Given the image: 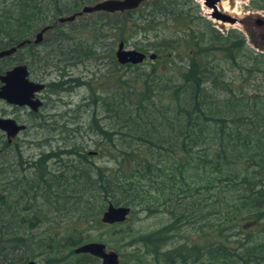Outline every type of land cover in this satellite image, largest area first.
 <instances>
[{
	"label": "trees",
	"instance_id": "obj_1",
	"mask_svg": "<svg viewBox=\"0 0 264 264\" xmlns=\"http://www.w3.org/2000/svg\"><path fill=\"white\" fill-rule=\"evenodd\" d=\"M53 1L55 17L69 9L77 11L79 1L96 0ZM185 3L192 6L194 15L187 16L182 10ZM251 4L264 9V0ZM47 5L43 0H13L1 6L0 49L25 37L30 27L43 19L40 14ZM133 10L125 11L121 22L112 21L115 31L120 27L118 41L129 37L123 26L126 20L135 21L128 26L135 34L168 20L180 23L187 19L182 34L174 35L163 26L153 39L135 45L139 51L154 53L152 60L163 56L175 65L177 59L178 69L167 75L146 72L141 84V73L116 76L121 88L93 97L88 129L97 135L99 151L114 163L113 171L93 164L85 152H75L72 147L43 153L32 162L35 176L22 187L19 197H28L31 191L34 201L35 193L41 191L54 211L71 213L87 225L93 220L102 224L98 216L107 203L125 205L131 211L138 205L149 213L163 211L169 219L165 226L128 241L142 243L154 263L264 264V94L249 97L243 91L254 73H264V52L248 47L239 31L219 33L202 16L195 0H153L138 12V18L131 16ZM199 20L204 27L190 26ZM94 22L91 30L96 33L100 25ZM116 38L114 35L109 44ZM181 43L193 50L181 54ZM217 51L221 58L214 57ZM109 60L114 67L106 71L110 76L118 72L116 66L136 68L141 64L119 65L112 56ZM220 62L236 71L233 79H226ZM74 80L77 86L83 84ZM64 83L49 82L47 86L51 92H63ZM64 154H75L77 161L65 164L61 160L66 169L61 166L55 175L50 174L44 164ZM6 188L8 185L0 186V211L7 212ZM147 202L156 207L150 208ZM31 217L30 227L41 220L37 214ZM182 226L191 228L199 238L207 233L206 241L198 243L186 237L171 244L172 233L181 232ZM20 229L13 226L4 233L0 228V264H23L35 258L46 259L41 264H96L95 257L72 251L92 238L87 231L81 234L80 227L43 237ZM17 246L21 251L13 255Z\"/></svg>",
	"mask_w": 264,
	"mask_h": 264
},
{
	"label": "rangeland",
	"instance_id": "obj_2",
	"mask_svg": "<svg viewBox=\"0 0 264 264\" xmlns=\"http://www.w3.org/2000/svg\"><path fill=\"white\" fill-rule=\"evenodd\" d=\"M13 0H0V7L8 5ZM74 0H61V2L70 3ZM97 1V0H96ZM153 0H144L136 8H134L135 14L131 16L137 17L138 12L142 11L146 4H150ZM198 3L199 11L208 22L222 35H224L229 29H233L242 33L245 44L252 48L254 51L264 52L260 50V47H264V24L257 26L253 23L256 16L264 19V9H259L251 4L260 3L262 0H226L229 3V11H223L219 9L220 2L217 5V9L232 17L239 18L244 24L242 27L238 22L229 24L227 22H221L219 20L211 19L206 13V9ZM44 3H48L45 12L41 13L42 20H37L36 25L30 27L29 30L33 32L43 25H53L51 29L46 30L43 33V42L37 46V56L31 60L32 77L33 81L42 82L44 88L39 92V96L43 101L42 107L36 112V117L33 118V127L31 132H28L22 136L24 142V150L22 151L23 157H28L31 162L35 161L40 154L43 153H55L60 150H68L69 147L74 148L75 152H85L87 159L93 161V164L106 167L108 170L113 171L114 163L110 157L100 152L99 139L96 134H93L88 129L90 120V102L94 96L104 95L106 91H111L113 88L122 87L121 82L117 80L116 76L120 78L132 77L135 74H140L138 77V84H141L144 73L152 72L154 74L167 75L178 69L179 62L176 59L175 65H170L168 59L159 57L155 60L145 59V61L136 68L132 67H117V73L109 75L106 71L111 70L112 63L110 62V56H113V51L116 48L118 40V32L120 27L115 31L112 27L113 20L124 19V12H92L82 13L76 16L72 21L56 22L58 16H66L76 11L71 9L64 11L61 15L52 16L55 14L54 1L43 0ZM95 1H79L77 4V11L84 4H92ZM182 10L187 12L188 15H194L193 8L190 4H182ZM132 10V9H131ZM138 18V17H137ZM95 21V22H94ZM99 26L98 31L93 32L91 30L92 24ZM135 24V21L126 20L123 26L128 30L126 35L129 36L126 41H123L124 47L134 48L135 45L145 43L153 39V35L157 33L159 27L168 26L170 32L174 35H180L186 31L188 25L187 19L183 22L172 23L170 20L154 25L151 29L144 30L143 32L135 31L133 34L128 26ZM141 27V25H139ZM190 26H195L199 29L205 26L203 21L199 20L198 23H193ZM189 26V27H190ZM184 28V29H183ZM116 35L114 43L109 44L113 36ZM146 38V40L144 39ZM93 39L98 41V44L92 43ZM93 47L92 53L88 51L90 45ZM111 47V48H110ZM110 48V49H109ZM192 48L185 46L181 43L178 46V51L181 54L190 53ZM193 50V49H192ZM90 52V53H89ZM149 53L150 51H146ZM10 55L0 60V65H6L11 63L14 59ZM216 59L221 58L222 54L217 51L214 53ZM26 60L25 58H22ZM219 65L223 67V73L226 79H233L236 75V71L232 72L227 69V65L224 62H220ZM235 73V74H234ZM74 78L78 79L83 84L78 85ZM65 80V91L56 92L48 88L47 83ZM238 79H236V82ZM243 91L249 97H257L264 94V73L256 72L250 78L249 81L243 86ZM103 117V116H101ZM106 119L101 121L105 122ZM64 125L63 129H60V125ZM53 127L54 130H50ZM103 155V156H101ZM68 164L69 161L76 162L77 157L75 154L71 155H58L46 162L45 168L50 171L49 173L55 175L60 167L64 166L62 161ZM125 167L127 164L124 165ZM66 169V167H63ZM32 175L35 176L34 169L32 168ZM1 186V185H0ZM26 185L11 186L8 185L9 193L6 195L7 204L9 210L0 211V228L5 233L14 227L21 228L25 234L33 231V234L39 235V237L48 236V234L57 233L62 235L67 229L79 228L84 232L87 231L92 237L90 241H100L106 246V249L115 251L118 254L119 264H159L154 263L152 255L147 252V248L140 242L129 243V239L137 234H144L158 230L165 226L168 222V216L163 211H157L153 213L147 212L139 205L135 207V210L129 211L126 219L123 222L115 223L112 225L96 224L95 220L91 225L85 224L82 220H77L71 213H59L52 209V205L47 203L39 192L35 193L34 201L30 191L28 197L25 195L19 197L22 187ZM22 193V191H21ZM54 204V198L50 197ZM57 202L61 201V198H57ZM152 202H147V206L156 207ZM156 203V202H154ZM142 208V210H140ZM162 209L158 207L157 210ZM103 210V209H102ZM72 212V211H71ZM101 213V212H100ZM99 213V215H100ZM31 214H37L41 217L39 223L33 227L29 226V222L33 221ZM73 214H76L73 212ZM99 217V216H98ZM23 218V222L20 221ZM24 218H27L25 222ZM188 226H182L181 232H173L171 244L183 242L186 238L189 241H197L203 243L206 241L207 233L201 238L192 231ZM119 232H112L113 230ZM187 230V233H186ZM167 234H171L168 232ZM120 237H122L120 239ZM230 238V237H229ZM87 242V241H86ZM170 243V242H167ZM171 244H167L166 247ZM234 244V243H233ZM232 244V245H233ZM24 246H26L24 244ZM150 248V247H149ZM21 249L16 247L12 252L13 255L20 252ZM37 264L45 262L46 259H33ZM96 264H100L96 259ZM94 261V262H95ZM85 264H90L89 261Z\"/></svg>",
	"mask_w": 264,
	"mask_h": 264
},
{
	"label": "water",
	"instance_id": "obj_3",
	"mask_svg": "<svg viewBox=\"0 0 264 264\" xmlns=\"http://www.w3.org/2000/svg\"><path fill=\"white\" fill-rule=\"evenodd\" d=\"M144 0H97L92 4H84L80 9L72 14L66 16H58L56 22L72 21L76 16L82 13L92 12H122L136 8ZM202 6L208 9V16L211 19L219 20L221 22H227L233 24L238 22L242 27L246 24L239 18L232 17L217 9V5L220 0H200ZM253 23L257 26L264 24V19L256 16ZM50 25L42 26L32 38L33 43H38L42 40L43 33L49 29ZM29 40H20L15 46L1 48L0 57L10 55L16 47L23 45ZM114 60L119 65L124 64H139L142 63L145 58L152 60L155 58V54L152 52L145 53L134 48L124 47L123 41H119L116 44V48L113 51ZM26 67L24 64H17L11 69L7 70L4 74L0 75V99L5 100L11 104L26 105L32 109V111L38 110L41 105V100L35 96L36 93L44 88L42 82L30 81L25 79ZM0 128L6 130L7 135H13L18 129L22 128V125H16L12 120L0 118ZM130 207L125 205H113L107 203L99 215V221L101 223L111 225L115 223L123 222L128 213ZM74 254H88L99 260L100 264H119L118 254L110 249H106L103 242L100 241H87L80 243L72 248ZM23 264H37L35 260H26Z\"/></svg>",
	"mask_w": 264,
	"mask_h": 264
},
{
	"label": "flooded vegetation",
	"instance_id": "obj_4",
	"mask_svg": "<svg viewBox=\"0 0 264 264\" xmlns=\"http://www.w3.org/2000/svg\"><path fill=\"white\" fill-rule=\"evenodd\" d=\"M50 26L49 29L53 27V25ZM39 29L34 32L33 30H29L25 37H22L7 46H15L20 40H29V42H25L23 45L16 47L12 54H10L15 55L13 56L14 59L11 63L9 62L6 65H0V75L4 74L7 70L17 64H24L26 67L25 79L33 81L31 60L33 56H37L38 51H36V48L43 42V37L38 43H33L31 40ZM10 55L0 57V60H3ZM22 58H25L26 60H23ZM1 85L2 82L0 81V86ZM39 92L36 93L35 96L41 100ZM42 105L43 101L41 100V105L38 109L42 107ZM36 112L37 110L34 112L26 105L11 104L0 99V118L12 120L16 125H22V128L18 129L13 135H7L6 130L0 128V185H27L32 181L33 164L31 160H28V157H23L22 155V151L24 150L23 146L25 147L23 144L24 142L22 141V136H26L28 132H31L33 118L37 116Z\"/></svg>",
	"mask_w": 264,
	"mask_h": 264
},
{
	"label": "bare ground",
	"instance_id": "obj_5",
	"mask_svg": "<svg viewBox=\"0 0 264 264\" xmlns=\"http://www.w3.org/2000/svg\"><path fill=\"white\" fill-rule=\"evenodd\" d=\"M197 1H198L199 3H201L200 0H197ZM229 8H230L229 3H228L226 0H222V1L220 2L219 9L228 12V11H229ZM208 11H209V10H206V13H208Z\"/></svg>",
	"mask_w": 264,
	"mask_h": 264
}]
</instances>
